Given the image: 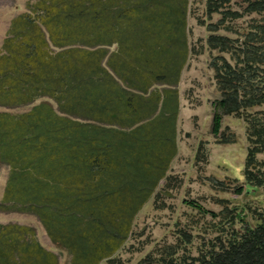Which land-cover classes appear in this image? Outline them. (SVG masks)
I'll return each instance as SVG.
<instances>
[{
  "label": "trees",
  "instance_id": "16d2710c",
  "mask_svg": "<svg viewBox=\"0 0 264 264\" xmlns=\"http://www.w3.org/2000/svg\"><path fill=\"white\" fill-rule=\"evenodd\" d=\"M231 1L204 0L205 18L197 25L206 32L205 48L217 53L209 61L218 93L210 134L232 144V134L219 132L221 118L246 124L239 195L248 193L246 186L264 189V166L255 159L264 152V123L246 113L264 105V0H246L241 10ZM188 5L26 0L8 25L0 47V163L8 168L0 211L34 216L68 264H113L109 257L126 238L129 218L164 178L175 153ZM245 15L259 19L242 33L227 24ZM259 220L181 263L264 264V216ZM177 247L135 264H181ZM0 264L57 263L31 228L0 224Z\"/></svg>",
  "mask_w": 264,
  "mask_h": 264
},
{
  "label": "rangeland",
  "instance_id": "374dc122",
  "mask_svg": "<svg viewBox=\"0 0 264 264\" xmlns=\"http://www.w3.org/2000/svg\"><path fill=\"white\" fill-rule=\"evenodd\" d=\"M245 1L232 0V9L241 10ZM188 2L185 27L188 51L175 87L178 98L175 153L164 178L129 218L126 238L109 257L113 264H135L148 253L157 258L169 245L178 246L175 256L181 263L186 257L194 258L205 252L211 244L217 243L216 240L225 243L234 234L232 232L253 227L264 216V189L246 186L248 193L245 190L239 195L234 193L237 187L244 185L243 166L248 142L243 119L233 115L221 118L219 132L232 134V144H218L210 134L211 103L218 98V93L209 61L217 53L205 48L206 32L204 27L197 25L198 20L205 18L204 0ZM25 3L26 0H0V47L10 21L24 12ZM258 19L256 15H245L227 24L242 33L252 20ZM217 20L218 16L212 15L209 22ZM219 34L225 33L219 31ZM29 108L10 112L25 113ZM246 113L264 123V105L246 110ZM199 152H203V157ZM255 159L264 166V152ZM7 174V166L0 163V201ZM213 181L220 182L216 187L224 191L214 189ZM188 202L197 204L201 210L189 207ZM234 212L240 217H234ZM0 224L31 228L37 243L55 257L57 264L69 263L68 255L49 241L34 216L0 211ZM182 233L188 236V243H183Z\"/></svg>",
  "mask_w": 264,
  "mask_h": 264
}]
</instances>
